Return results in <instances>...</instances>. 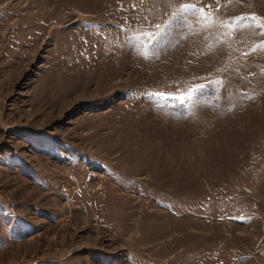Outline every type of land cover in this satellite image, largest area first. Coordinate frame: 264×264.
<instances>
[{
    "label": "rangeland",
    "instance_id": "rangeland-1",
    "mask_svg": "<svg viewBox=\"0 0 264 264\" xmlns=\"http://www.w3.org/2000/svg\"><path fill=\"white\" fill-rule=\"evenodd\" d=\"M0 264H264V0H0Z\"/></svg>",
    "mask_w": 264,
    "mask_h": 264
}]
</instances>
